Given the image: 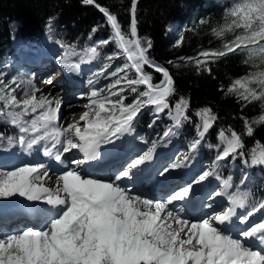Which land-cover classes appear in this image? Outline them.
<instances>
[{"label": "snow or ice", "instance_id": "snow-or-ice-1", "mask_svg": "<svg viewBox=\"0 0 264 264\" xmlns=\"http://www.w3.org/2000/svg\"><path fill=\"white\" fill-rule=\"evenodd\" d=\"M82 3L95 5L103 13L111 34L80 51L56 41L65 49L57 63L67 72L84 77L86 90L78 98L86 102L79 120L61 124L62 97L52 94L51 89L45 94L30 77L16 75L6 81L5 74L0 73V119L20 133L15 140L8 137L9 148L18 144L32 155L43 142V156L60 166L53 170L47 163L37 162L0 168V200L7 201L0 203V217L43 224L17 225L11 232L0 228V264H264V218L253 219L264 209V200L249 204L250 193L241 192L239 186L230 191L232 176L223 178L218 172L221 162L229 158H239L249 167L264 166V144L257 141L246 151L242 134L220 130L216 146L220 150L209 167L191 179L176 182L162 197L144 195L135 184L124 183L135 177L142 184L150 178L138 173L153 160L156 141L126 160L107 179L80 167L102 159L104 146H116V141L133 135L134 122L144 107H154L157 115L167 111L173 127L163 133L166 139L175 135L173 128H181L189 119L190 105L184 98L170 103L175 94L174 80L167 68L150 57L152 41L138 33V0H132L127 32L117 15L96 0ZM237 29L242 31L222 50L201 52L204 59L197 60V66L238 50L246 52L253 63L256 58L264 61V0H238L226 11L225 24L213 31L223 37ZM110 46H114L112 51L105 53L103 50ZM96 61L101 62L100 67L89 70L91 74L85 77L82 65ZM153 73L162 79L154 82ZM102 79L107 83L102 84ZM48 83H52L51 77ZM227 92L249 104L259 101L264 106V70L234 80ZM129 97L131 102H127ZM196 116L200 120L199 138L191 144L192 151L218 119L211 108L201 109ZM254 124H264V115L246 120L244 135H253ZM74 151L83 154V159L66 156ZM188 159L185 156L183 161L165 165L158 176L167 180L173 170L186 167ZM210 177L220 185L206 199L226 198L228 206L223 207V201L218 200L215 205H202L201 214L195 217L187 214V205L194 202ZM246 180L247 176L241 178L240 185ZM203 207L211 211L203 212Z\"/></svg>", "mask_w": 264, "mask_h": 264}, {"label": "trees", "instance_id": "trees-1", "mask_svg": "<svg viewBox=\"0 0 264 264\" xmlns=\"http://www.w3.org/2000/svg\"><path fill=\"white\" fill-rule=\"evenodd\" d=\"M233 2L138 0L137 3L138 33L142 38L152 41L150 57L167 68L174 80L175 94L170 98V103L174 105L180 98H184L190 105L189 119L181 128H173L175 135L169 137L168 142L159 143L163 133L173 127L165 118L167 111L153 115L149 107H144L134 122V129L148 138L154 135V141L159 145H175L177 142L192 144L199 138L200 120L196 113L203 108H211L218 119L197 150L191 149L188 152L191 159L202 154L204 160H207L208 153L204 145L209 142L211 146H216L220 130H225L226 134L231 131L242 134L246 151L257 141L264 144V124H254L253 135H244L245 121L256 120L264 115V106L259 101L249 104L227 92L234 80L264 70V61L256 58L253 63L249 61L246 52L238 50L237 53L218 57L206 65L198 67L196 63L204 59L200 56L201 52L222 50L226 42L232 41L242 31L237 29L225 33L223 37H217L213 31L225 24L226 11ZM131 3L132 0H96V4L117 15L118 22L126 32L130 26ZM172 25H175L173 33L169 32ZM93 28H97L95 33L92 32ZM110 34L111 29L103 13L95 5L83 4L82 0H0V62L14 57V39L39 43L40 38L46 36L82 50L97 40L108 38ZM206 67L211 71H206ZM145 70L153 72L147 67ZM153 75L154 82L162 79L159 73ZM131 98L127 102H131ZM13 133V127L0 119V136H3L0 141L7 144L8 137ZM241 161L239 158L222 161L218 172L223 178L232 176L233 192L239 186L241 192L250 193L249 204L264 200V174L248 166V174L244 175V171L240 170ZM244 176H247V180L244 185H240Z\"/></svg>", "mask_w": 264, "mask_h": 264}, {"label": "rangeland", "instance_id": "rangeland-1", "mask_svg": "<svg viewBox=\"0 0 264 264\" xmlns=\"http://www.w3.org/2000/svg\"><path fill=\"white\" fill-rule=\"evenodd\" d=\"M237 2L238 0H234L231 7H233L235 3ZM174 26L175 25H172L169 28V32L173 33V31H175ZM21 44H23V47H20V50L17 52V46ZM12 45L14 47V50L17 52V54L15 53L16 59L10 58L12 59V61L10 59H5L0 62V73L5 74L4 79L8 81L13 76H16V75H21L26 78L30 77L31 79H33L35 85L38 88H40L43 92H47L51 89L52 94H54L57 97L63 98V104L61 108V113H62L61 121H60L61 124H66L68 122L79 120V115L85 110L82 107V105L86 102L78 98V95L81 92L86 90L84 87V77H81L80 83L76 86V88L69 89V90H64L66 88V86L64 85L65 83L60 86H58L59 85L58 82H56L55 86H52V84H43V82L45 81V77L43 79L41 77L42 72H45V74L42 76H45V75L47 76L53 72L54 68H57L59 66V64L57 63V58L58 56L64 53L65 49L60 47V45H58L55 42L48 41L47 38H42L38 44L29 42V41H24V40L22 42L19 40L18 41L14 40L12 41ZM113 47L114 46L106 47L103 51L105 53L110 52L112 51ZM121 62L122 61H116L115 63H121ZM100 63H101L100 61H96L92 65H89L86 68L83 67V69L85 70L84 76L86 77L87 75L91 74V71L89 70H92V71L97 70L100 67ZM49 66H50V70L47 68ZM50 76L46 79L47 81L49 80ZM52 76L51 78H53ZM101 83L104 84V83H107V81H104L102 79ZM60 92H63V93H60ZM37 95H39V93ZM18 98L22 99L23 97L18 95ZM148 107L151 109V114L157 115L156 113H154V110H155L154 107L152 106H148ZM72 114H75V115L73 116ZM165 118L169 120L171 124L173 125V122L168 114L165 116ZM13 131L15 132L11 137L15 140L18 138L20 133L18 132V129H16L15 127H13ZM140 138H143V140H141ZM144 141H147L148 143H145ZM163 141L168 142L169 138L165 139L163 137ZM217 141L219 143L218 136H217ZM151 142H153V140L151 139L148 140V138H145L141 134H137L134 131L133 135H127L123 137L121 140L116 141V146L106 145L104 146V148L101 149V151L104 152L105 157L116 154V157H114L116 159L115 161L110 162L106 167H103L102 165L100 166L98 164V162L103 160V159H100V161H95L96 164L93 163L89 165L90 170L96 171L95 172L96 176H100L104 179H107L112 173L117 171L124 164L126 160H129L130 158H135V156H137L138 154H141L144 150H146L150 146ZM2 144L4 145V143L0 141V145ZM0 148H3V147H0ZM36 148L39 149V151H36V149L33 150L36 160L26 161L25 154L27 152L23 151L19 147L18 144L15 147H11V148H9V146L7 145L3 150L0 151V168L10 169V168L20 166L28 162H34V161H35L34 163L42 162V163H47L48 165L50 164L52 166H59L54 160L43 156V142H41L40 145L36 146ZM210 148L211 147L209 143L207 142L206 145L204 146V149L207 151V153H209V155L211 156V161H213L217 154L216 153L217 148H214L212 151L209 152ZM187 151L188 150H186L185 152L178 145H174V146L164 145L160 147L157 146L153 160L148 162L144 166L143 173H138V175L143 174L147 176L148 171L151 169L152 166H154L153 169H155V174L149 175L150 178L146 179L144 183L141 184L139 187L135 185L136 188H138L142 193L143 191H152L154 187V185H152L153 182L159 181V180L161 181L165 180L164 177L158 176L157 173L159 172V170L162 169L165 165H169L170 163L176 162L177 160L183 161L184 157L188 156ZM66 156L69 159H72V158L76 159L82 156V154L78 152H73V153L66 154ZM199 159H201V157L195 158L193 161H190V162L188 160L186 161V165H187L186 167L173 170L169 178L170 177L176 178L178 176L177 179L171 180V181L169 180L167 183H164L163 184L164 187L162 186L164 190L160 194H155V196L162 197L165 194V192L170 191L171 188L176 186V182H182V180L191 179L192 176L198 174L201 170H206L209 167L210 163L205 162L203 164H200L198 161ZM47 160L48 161L51 160V161L48 162ZM100 167H103V168H100ZM81 168L85 172H87L86 171L87 167H84L83 165H81ZM99 168H100V171H97ZM53 169L56 170V168H53ZM185 172H187L186 175H185ZM89 174L94 175V173H89ZM134 179L135 177L132 180L124 181V183L128 184L129 186H132L133 185L132 182L134 181ZM219 185H220V182L217 181L214 177H210L208 181L204 182L203 186L201 187L202 190H201V197H200L202 205H206L209 203L215 205L216 201L222 200L223 207L228 206V202L225 198L218 197V200L206 199V197H208L209 194L213 193L214 190L218 189ZM21 201L26 204V202H24L23 200ZM241 210L242 212L244 211L243 209H238V212ZM209 211L211 210L208 209L207 207H203V212H209ZM199 214H201V208H199L198 215ZM256 215H257L256 217L257 220L260 218H264V209L256 213ZM4 219H2V217L0 218V220H3V221ZM31 220L33 219H27L26 224L30 225L31 223L29 221ZM34 222L37 223L39 221L34 220L32 223L35 224ZM2 229L4 228L2 227Z\"/></svg>", "mask_w": 264, "mask_h": 264}, {"label": "bare ground", "instance_id": "bare-ground-1", "mask_svg": "<svg viewBox=\"0 0 264 264\" xmlns=\"http://www.w3.org/2000/svg\"><path fill=\"white\" fill-rule=\"evenodd\" d=\"M30 58V57H29ZM28 59V58H27ZM89 65H82V68L83 67H88ZM60 68H62L61 66H60ZM45 71H46V69H45ZM64 71H66L65 69H64ZM73 76L74 77H78V76H76L75 74H73ZM53 77V76H52ZM57 78L56 79H54V78H51V80H52V86H55L56 85V82H58V86H60V85H63L64 84V82H61V80H59L58 78L59 77H61V76H56ZM48 77H45V81L43 82V84H49L48 83V81L46 80ZM47 81V82H46ZM65 90V89H64ZM45 94H48L49 93V91H47V92H44ZM60 93H63V92H60ZM154 113H155V110H154ZM75 152V151H74ZM9 157V156H8ZM114 157H116V154L115 155H110V156H107V157H105V155H103V160H98V161H100V162H98V164L101 166H103V167H106L110 162H113V161H115L116 159L114 158ZM25 159H26V161L28 160V161H33V160H36V158H35V155H34V151H33V153H32V155H29L28 153H26L25 154ZM77 159H83V154H82V156H80L79 158H77ZM48 161V160H47ZM51 161V160H50ZM50 161H48V162H50ZM35 162V161H34ZM34 162H28V163H34ZM93 163H95V161H91V162H88V163H85V164H83V166L84 167H87V169H86V171L88 172V173H94V175L96 176V174H95V172L96 171H91L90 170V166L89 165H91V164H93ZM96 164V163H95ZM49 167L51 168V169H53V168H56V169H58V167H60V166H52V165H50L49 164ZM81 167V166H80ZM97 167H99V166H97ZM103 167H100V168H103ZM100 168L97 170V171H99L100 170ZM54 170V169H53ZM93 170V169H92ZM151 170H149L148 171V174H147V176L146 175H143L142 174V176H145V177H148L150 174H151ZM50 175H52V173L50 172ZM106 177H107V175H106ZM178 177V176H177ZM177 177L176 178H172V177H170V178H168L167 180L165 179L164 181L165 182H168L169 180L171 181V180H175V179H177ZM159 181H161V180H159ZM163 181V180H162ZM140 181L139 180H137L136 178L134 179V181L132 182L133 183V185L135 184H138ZM158 181H155V182H153L152 183V185H155L156 183H157ZM49 186H51V182H49ZM157 187H159L158 186V184H156V186H155V188H157ZM201 188H200V190H199V193H198V196L197 197H199L200 196V194H201ZM143 194L144 195H148V196H155V194H160V193H158V192H154V191H143ZM13 199H17V198H13ZM18 199H20V200H23V198H18ZM214 199H216V200H218V197H215V198H213V200ZM226 199V198H225ZM226 201V200H225ZM24 202H26V204H28V203H31V202H27V201H24ZM0 203H3V204H6L7 202L6 201H0ZM263 210V209H262ZM261 210V211H262ZM238 211V210H237ZM239 212H242V210L241 211H239ZM196 215H198V213H193V214H191V216H193V217H195ZM256 217H257V215L253 218V219H256ZM1 218V217H0ZM5 217H2V219H4ZM6 219V218H5ZM27 223V219H10V221L9 222H6V221H3V220H0V228H4L3 230H5V231H9V232H11L13 229L12 228H16V226L17 225H19L20 227L21 226H23L24 224H26ZM35 223V222H34ZM39 224H41V227L43 226V224H42V222H40Z\"/></svg>", "mask_w": 264, "mask_h": 264}]
</instances>
